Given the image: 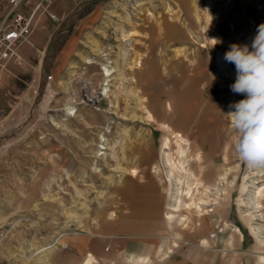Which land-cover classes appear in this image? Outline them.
I'll return each mask as SVG.
<instances>
[{
  "label": "rangeland",
  "instance_id": "obj_1",
  "mask_svg": "<svg viewBox=\"0 0 264 264\" xmlns=\"http://www.w3.org/2000/svg\"><path fill=\"white\" fill-rule=\"evenodd\" d=\"M52 8L61 22L43 14L0 87V264H56L110 237L166 246L144 264H264V167L235 152L226 114L246 96L223 59L254 50L264 0Z\"/></svg>",
  "mask_w": 264,
  "mask_h": 264
},
{
  "label": "clouds",
  "instance_id": "obj_2",
  "mask_svg": "<svg viewBox=\"0 0 264 264\" xmlns=\"http://www.w3.org/2000/svg\"><path fill=\"white\" fill-rule=\"evenodd\" d=\"M252 48L250 52L247 45L233 44L223 56L237 71L231 90L246 96L230 104L234 110L226 115L237 133L234 148L240 160L249 167H264V24L258 27Z\"/></svg>",
  "mask_w": 264,
  "mask_h": 264
},
{
  "label": "built area",
  "instance_id": "obj_3",
  "mask_svg": "<svg viewBox=\"0 0 264 264\" xmlns=\"http://www.w3.org/2000/svg\"><path fill=\"white\" fill-rule=\"evenodd\" d=\"M53 0H7L8 9L0 23V87L4 71L10 63L21 62L19 49L31 44L30 38L40 14L49 11Z\"/></svg>",
  "mask_w": 264,
  "mask_h": 264
},
{
  "label": "crops",
  "instance_id": "obj_4",
  "mask_svg": "<svg viewBox=\"0 0 264 264\" xmlns=\"http://www.w3.org/2000/svg\"><path fill=\"white\" fill-rule=\"evenodd\" d=\"M53 2L49 6V11L53 13L52 7ZM43 14H40L37 18V21H40L43 17ZM57 17V16H56ZM57 23L59 24L61 22L60 17H57L55 19ZM46 28V26H45ZM31 41V38H30ZM26 45V44H25ZM31 46H34V43L31 41V44H28ZM24 46V45H23ZM21 47L20 50L24 49V47ZM166 246L162 244H157L156 242L151 241V244L149 241H115L110 237L109 240L106 241H99L97 245H91L86 244L84 246V252L79 257H68L65 259H54L51 263L56 264H112L111 262H114V259H132L133 257H137L142 259L141 262L144 264V259H148V262L151 263V259L154 258V254H157V258L159 255L164 254V250ZM85 253H89L90 256H84ZM115 253H120L121 257H118V255H115ZM129 255H132L133 257H129ZM103 260V261H102ZM139 264H142V263Z\"/></svg>",
  "mask_w": 264,
  "mask_h": 264
},
{
  "label": "bare ground",
  "instance_id": "obj_5",
  "mask_svg": "<svg viewBox=\"0 0 264 264\" xmlns=\"http://www.w3.org/2000/svg\"><path fill=\"white\" fill-rule=\"evenodd\" d=\"M103 70H104V75L108 76V75L110 74L109 69L106 68L105 66H104ZM107 91H108V89L105 88V89H104V92L107 93ZM66 109H67V111H70L71 108L69 107V108H66ZM99 147H100V149H104V146H103V145H101V146H99Z\"/></svg>",
  "mask_w": 264,
  "mask_h": 264
}]
</instances>
